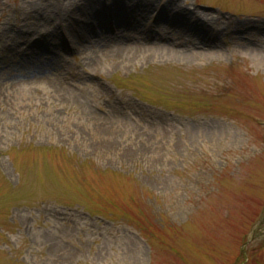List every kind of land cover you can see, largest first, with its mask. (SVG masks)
<instances>
[{
	"label": "rangeland",
	"instance_id": "1",
	"mask_svg": "<svg viewBox=\"0 0 264 264\" xmlns=\"http://www.w3.org/2000/svg\"><path fill=\"white\" fill-rule=\"evenodd\" d=\"M91 1L0 0V264H264V0Z\"/></svg>",
	"mask_w": 264,
	"mask_h": 264
},
{
	"label": "bare ground",
	"instance_id": "2",
	"mask_svg": "<svg viewBox=\"0 0 264 264\" xmlns=\"http://www.w3.org/2000/svg\"><path fill=\"white\" fill-rule=\"evenodd\" d=\"M93 1V3H92ZM90 3L87 4V8L90 9V7H95L98 5V7H96V11H98V14L100 13L101 15H104V10L102 9V6L104 5V1L103 0H92ZM115 2H117L118 4L120 3V1L115 0ZM121 4H119L120 6ZM146 2H144V4H140V6H146ZM122 7V6H120ZM171 6H166L165 11L168 12V14L164 17H168L170 18L168 15L171 11ZM93 10V9H91ZM177 10V11H175ZM175 10L173 9L174 15H173V20L177 21L178 23H181L183 26H192L195 30H197L199 32V34L197 35V39L195 41H192V39H190L189 37L187 38V44L186 47L182 48V52L184 51L185 53L188 51L189 53L187 54V56L190 59H193V57H195L196 55H208L211 51H213V49H216L217 46V40L214 37H208L207 35L211 32H216L219 31L218 28H216L214 26L213 23H211L208 20L205 19H188L187 16H185V11L182 9H179L178 7L175 8ZM113 11L116 13H120L117 9H113ZM134 15H130L129 19H127L125 21V23L130 24L131 26L133 25L134 27H136V22L139 21V19H137L136 17H131ZM109 17V16H108ZM107 14L105 16L106 19H108ZM111 17V16H110ZM85 23H88V20H84ZM72 24V22H71ZM140 27V26H139ZM192 28V30H193ZM137 29V28H135ZM172 29V28H171ZM89 30H91V28H89ZM141 30V29H140ZM142 31V30H141ZM183 31V30H182ZM187 32H189V30H187ZM138 33V37L135 36H130L128 35L129 39L133 38L136 39L137 38V46H135V48H144L146 50L152 49L151 46H147V44L145 43H141V41H143V37H142V33H140L139 31ZM184 33V32H182ZM142 34V35H141ZM53 35L56 34H50L49 38L51 39ZM182 35H188V34H182ZM164 39L167 40L168 37L164 36ZM145 42V41H143ZM166 47L162 48L165 49ZM217 52H220L221 49L218 48L216 49ZM167 54H179L177 51H174L173 47L169 48L167 51Z\"/></svg>",
	"mask_w": 264,
	"mask_h": 264
}]
</instances>
